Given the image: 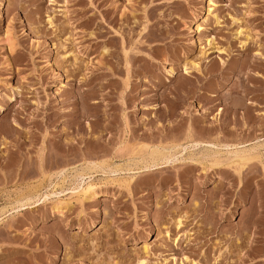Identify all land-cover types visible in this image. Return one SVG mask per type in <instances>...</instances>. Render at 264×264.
I'll return each instance as SVG.
<instances>
[{"label":"rangeland","instance_id":"rangeland-1","mask_svg":"<svg viewBox=\"0 0 264 264\" xmlns=\"http://www.w3.org/2000/svg\"><path fill=\"white\" fill-rule=\"evenodd\" d=\"M0 264H264V0H0Z\"/></svg>","mask_w":264,"mask_h":264},{"label":"bare ground","instance_id":"bare-ground-1","mask_svg":"<svg viewBox=\"0 0 264 264\" xmlns=\"http://www.w3.org/2000/svg\"><path fill=\"white\" fill-rule=\"evenodd\" d=\"M197 143V142H196ZM176 147V146H175ZM161 151V150H160ZM240 151V150H239ZM159 152V151H158ZM168 152V151H167ZM236 152H238V151H236ZM244 151L242 150V153H243ZM164 153V152H163ZM163 153H161V156L160 157H162V158H164V156H165V153L163 154ZM237 154H239V152L237 153ZM167 155V154H166ZM240 155V154H239ZM168 156V155H167ZM174 156V155H173ZM246 156V155H245ZM169 157V156H168ZM239 157V156H238ZM244 157V156H243ZM243 157L240 155V157H239V160H242L243 159ZM152 158V157H151ZM245 158V157H244ZM254 158V157H253ZM159 159H161V158H159ZM249 159V158H248ZM164 160V159H163ZM165 160H166V158H165ZM161 161V160H160ZM162 162V161H161ZM155 163V165H156V163L157 162H154ZM92 164V163H91ZM147 165V164H146ZM145 165V166H146ZM152 165V164H151ZM149 166V165H148ZM79 173V172H78ZM81 174V173H80ZM82 179V178H81ZM83 182V181H82ZM92 186V185H91ZM81 186H76L75 188H80ZM83 187V186H82ZM84 189V188H83ZM84 192V191H83ZM88 192V191H87ZM86 192V193H87ZM55 193V192H54ZM47 194V193H46ZM92 194V193H91ZM92 195H94V194H92ZM32 196H33V194H29V195H27V196H24V198L26 199V201H28V200H30L31 198H32ZM40 196H42V195H40ZM44 196V195H43ZM21 201V200H20ZM19 205V204H18ZM16 207V206H15ZM64 207V206H63ZM55 209L56 210H62L63 208L61 207V206H57V207H55ZM180 222V221H179Z\"/></svg>","mask_w":264,"mask_h":264}]
</instances>
